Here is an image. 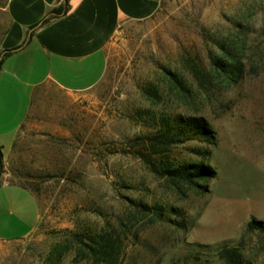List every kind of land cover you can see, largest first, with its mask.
<instances>
[{
  "label": "rangeland",
  "instance_id": "1",
  "mask_svg": "<svg viewBox=\"0 0 264 264\" xmlns=\"http://www.w3.org/2000/svg\"><path fill=\"white\" fill-rule=\"evenodd\" d=\"M221 45L239 50L243 78L199 87L190 65L212 71ZM106 54V72L90 90L36 88L0 184L32 187L39 222L25 238L0 240V264H107L84 244L103 234L120 243L115 264H226L224 246L238 248L243 264H264V232L247 229L252 218L264 220V0H162L152 17L123 22ZM180 114L204 117L215 132V144L172 148L178 160L216 169L207 190L181 192L123 150L152 131L147 117ZM17 189L1 191L23 208L29 197ZM132 201L177 208L185 229L133 219ZM123 223L129 233H86Z\"/></svg>",
  "mask_w": 264,
  "mask_h": 264
},
{
  "label": "crops",
  "instance_id": "2",
  "mask_svg": "<svg viewBox=\"0 0 264 264\" xmlns=\"http://www.w3.org/2000/svg\"><path fill=\"white\" fill-rule=\"evenodd\" d=\"M161 1L0 0V149L9 143L4 156L13 148L37 87L51 82L68 92L92 89L106 72V47L121 24L152 17ZM60 6L64 11L54 14ZM11 186L29 197L23 208L11 194L2 195ZM28 190L0 184V240L22 239L35 230L40 205Z\"/></svg>",
  "mask_w": 264,
  "mask_h": 264
},
{
  "label": "trees",
  "instance_id": "3",
  "mask_svg": "<svg viewBox=\"0 0 264 264\" xmlns=\"http://www.w3.org/2000/svg\"><path fill=\"white\" fill-rule=\"evenodd\" d=\"M64 11V7L54 9V14L58 15ZM211 70L204 71L199 65H190V72L197 81L199 87L205 88L215 77L220 78L226 86L238 83L245 73V62L243 61L238 49L221 45L219 54L211 57ZM180 88L189 92V89L183 85L181 80L176 77L173 79ZM148 93L153 97L158 94L153 89ZM152 131L139 135L127 142L128 147L124 151L132 152L138 155L149 166L151 171L159 178L165 179L173 188L183 191L184 188L191 190H207V183L216 177L217 171L210 164L203 161L191 162L181 161L173 157L172 148L191 140H201L209 144L216 143V135L208 121L204 117L198 116H149L147 117ZM128 148V149H127ZM131 150V151H129ZM199 154L204 156L203 151ZM202 152V153H201ZM4 153L0 149V169L3 166ZM32 191V187H28ZM136 207L133 213V219L138 220L139 215L148 216L150 222L157 221L169 222L185 229L184 224L179 217L182 213L175 207L168 208L155 203L150 205L141 201H132ZM247 229L250 231L264 232V220L252 218L247 223ZM130 228L123 223L121 228H104L101 231H88L86 233H129ZM87 247V253L103 257L107 264H115L120 253V243L115 240L112 234L90 236L84 241ZM220 257L226 264H243V257L238 248L224 246L221 249Z\"/></svg>",
  "mask_w": 264,
  "mask_h": 264
}]
</instances>
